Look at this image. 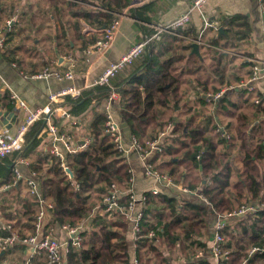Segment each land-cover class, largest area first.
Masks as SVG:
<instances>
[{
	"label": "trees",
	"instance_id": "trees-1",
	"mask_svg": "<svg viewBox=\"0 0 264 264\" xmlns=\"http://www.w3.org/2000/svg\"><path fill=\"white\" fill-rule=\"evenodd\" d=\"M45 1L53 12L62 11L63 0ZM130 2L131 0H98V5L107 11L89 9L70 2L67 6L68 12L75 18L84 19L97 28H111L117 19L116 14L121 13ZM262 3L264 5V0ZM5 9L8 16L17 12L14 6H7ZM140 17L143 21L152 23L149 16ZM7 19L12 20L3 19L0 10V29L5 39L4 44L7 37L9 40L12 38ZM27 21L28 19L21 18V26H27ZM220 27L224 32L220 31ZM19 29L22 31L24 28ZM206 29L213 31V35L207 38V43L213 46L204 45L207 48H202L204 51H201L200 55L191 54V39H198L196 35L191 39H184L164 34L161 40L150 45L148 53H143L117 74L114 86L120 87L115 91L120 96L121 114L129 125L131 134L141 144L156 138L172 122L170 135L163 141V150L156 153L154 158L162 163H158V168H155L172 177L175 182L183 179V173L191 174L190 179H186L191 191L205 180L206 183L201 189L203 197L212 204L216 212L223 213L232 211L237 204L240 206L251 200L264 202V169L261 166L264 161V135L258 129L261 124L252 126L251 118L245 113L232 114L229 109L232 101L219 103L221 105L216 113L229 109L227 112L235 122L226 126L227 130L232 131L230 139L226 140L230 147H239L243 155L242 167L237 170V180L231 182V152L222 149L219 151V146L227 148L228 144L219 134H211L216 129L215 124L210 126L209 121L206 126L195 124L193 115L188 120H183L179 115L181 120H178L167 112L181 111L187 107L183 93L184 84H192L195 89L206 94L217 92L226 84L224 77L227 56L221 50L237 47V42L250 35L251 27L245 16L222 15L218 27L209 26ZM145 31L151 34L153 29L146 26ZM78 37L83 46L96 41L95 38L87 41L81 34H78ZM9 52L4 51L5 55ZM11 53L6 56L7 60L16 64L22 72H26L15 53ZM46 67L48 66L44 68ZM183 75L189 77L185 79ZM212 76L216 77L217 81H214L215 78L212 80ZM125 82L129 87L123 86ZM113 89L109 84L94 85L85 90L79 98L70 99L69 112L75 116L82 115L92 102L96 101L92 107L91 121L87 126L90 144L83 151L67 154L65 157L68 168L74 174L73 178L68 176L61 165L62 160L54 156L49 148L37 151L46 133L41 132L47 126L44 120L37 121L30 128L26 146L22 151V157L37 154L36 159L31 162V168L37 174L43 197L54 204L52 217L55 223L75 227L91 218L92 228L89 231H81L82 242L79 247L69 246L65 263L133 264V259L136 258L138 264H171L167 255L180 264H185L184 259H197L196 255L200 251H208L209 248V210L206 206L162 193L145 192L140 228L136 239H133L134 256L127 238L130 219L123 212H115L114 218L109 219L103 210L104 198L113 190V184L117 185L119 191L125 192L120 198L121 204L128 206L133 201L132 193L128 192L131 189L132 175L127 158L112 142L110 136L104 133L108 118L105 104ZM257 99L260 104L255 102L253 118H262L264 95L259 93ZM4 100H9L6 106ZM201 101L203 104L207 103L204 99ZM1 107L10 110L14 108L7 92L0 93ZM83 117L84 115L81 116ZM160 166H163V169ZM0 176L3 177L0 187L14 183L15 194L11 201H21L23 207L22 212H16L17 216L12 215L10 211L5 212V209L3 212L7 213L9 220L16 219L11 221L13 228L22 236L27 235L26 230L33 233L38 210L37 201L29 196L20 197V182L16 180L14 167L11 169L0 165ZM0 201L9 200L4 199V194L0 193ZM223 234L224 247L230 251L229 264H264V210L237 218L225 227ZM252 247H259V250L250 254ZM24 250L25 244L21 243L15 244L8 251L3 250L2 254L0 252V264H5L3 261L9 252ZM178 256L183 258L182 262L178 260ZM35 257L36 259H32L33 264H48L46 255L35 254ZM190 264L211 263L198 259Z\"/></svg>",
	"mask_w": 264,
	"mask_h": 264
},
{
	"label": "crops",
	"instance_id": "crops-1",
	"mask_svg": "<svg viewBox=\"0 0 264 264\" xmlns=\"http://www.w3.org/2000/svg\"><path fill=\"white\" fill-rule=\"evenodd\" d=\"M63 1L64 2L61 6L62 11L53 12V9L47 7V2L45 0H0V10H2L3 19L12 18L11 21L7 19V23L9 22L8 25H10L9 29L12 32V38L9 40V37H7L6 44H4L3 47L0 46V93H15L27 103L31 110L49 105L52 111L50 119L58 127L59 133H65L70 137V141L75 148H80L84 145V140L88 136L87 126L91 121L93 115L92 107L96 101L94 100L92 102L93 104L82 114L84 115L83 118H81L82 115L75 116L73 114L71 118H68L63 116V110L65 108H71L70 99L72 97L69 95L65 96L51 105L49 95L71 86L81 88V94H83L85 90L90 89L95 85V81L111 62L119 60L133 44L143 39V36L147 33L145 31L146 26L148 27L150 24L156 23L167 24L173 21L182 13L188 11L194 5L195 0H131L130 4L127 5L121 13L116 14L117 19L115 22L118 21V23L114 27L110 41L106 46L104 45V42L107 40L105 27H94L84 19L75 18L68 12V2L80 4L89 9L97 8L107 11L98 5V0ZM7 6H14L17 12L8 16V11L5 9ZM21 12H23V14H20ZM109 13L112 12L109 11ZM140 15L149 16L152 23L143 21ZM222 15L245 16L251 27L250 35L237 42V47L221 50V52L227 56L224 77L226 84H224L217 92H209L207 94L198 91L192 84H184L185 90L183 93L185 104L187 106L185 109L181 110L184 112L181 113V111L177 110H167V112H169V115L178 118V120H181L180 116H182L183 120H188L193 115L195 124L199 123L203 126L209 125L207 123L209 121L211 122L210 126L213 124L216 126V129L214 130L215 134H217L216 132L218 128H220L221 131H230L229 129L227 130L226 126L228 123L234 122V120L227 112L229 109L232 111V114L243 112L251 118L252 126L257 125L258 123L261 124V127H258V129L259 132H262L264 135V116L262 118L257 117L258 119L253 118L255 112L254 104H256L255 99H257L259 93L264 91V76H260L257 80L250 83V85L253 86V90H249L247 86H241L244 82H248L251 75L253 62L250 59L264 60V5L262 0H205L201 10L193 9L191 11V21L189 25L179 32L187 35L190 39L194 37L193 35H196V38L198 39L193 38L191 41L193 43L196 40H200V52L204 51L202 48H205L206 50L208 46H213L207 43V38L213 35V31L206 29L207 27L204 26V18H207L213 25L218 27ZM21 18L28 19L27 26H25V24L21 26ZM86 27L89 28L88 31H85ZM19 28L24 29L20 31ZM35 34H40V37L32 39L33 51H30L28 50V44L26 43L30 41L29 37ZM78 34L83 35L84 39L87 41L94 38L96 41L95 43H88L87 46H83L82 40L78 37ZM0 36H3L1 29ZM201 45H206L207 47H201ZM5 50H9L10 54H12L11 52L15 53V57L21 61L26 73L42 70L45 66H52L53 68L64 72L68 68L66 57L71 55L76 61L75 67L73 68L74 76L72 79H59L56 77L27 78L22 74V70L18 69L17 66H14L7 60L6 56H9V53L5 55ZM148 50L149 49L146 50L147 53ZM206 62L208 63L209 59H207ZM116 76L111 78L109 82V85L112 86L114 90L120 88L114 86ZM187 77L189 76L183 75V78L187 79ZM212 80L217 81V78L212 76ZM123 86L127 88L129 87V84L125 82ZM219 92L222 93V95L217 100L210 101L207 98L208 95ZM201 99H204L207 103L203 104ZM228 100L232 101L231 105L229 104L230 108L227 109V111L222 110L216 113L217 108L221 105L219 103L222 101L223 104L224 101ZM3 103L6 106L9 103V100H4ZM108 106L112 118L118 124L122 143L126 149H129L133 135L131 134L129 125L121 114L120 99H112L109 101ZM0 110L13 112V114L5 117V121L12 124L11 128L8 130L10 133H14L25 118L24 109L17 108L14 105L12 110L4 107H1ZM45 128L41 132L45 133ZM6 129V126H4V120L0 118V131ZM166 129L167 127L165 130ZM170 130L171 129H169L164 135V140L169 137ZM231 132L232 131H230L229 134H231ZM211 134H213V132H211ZM219 136L221 138L224 137L222 135ZM215 138L217 139V137ZM226 139L227 138H225V140ZM226 141L228 144L227 148L223 146H219L218 148L219 151L222 149V151L230 150L231 152V182H233L237 180V170L242 167L243 155L239 147H235V145L230 147L228 140ZM252 143L255 145V141ZM55 147L65 151L62 140L51 134L45 133V137L40 143L37 151L39 150L40 152L46 148L52 150ZM125 153L124 156L127 158L132 175L131 189L128 191L133 195V207L130 210V215L134 216L139 211H142L145 192L152 191L154 188L158 189V193L166 194L177 199L189 200L206 206L209 210L208 227L210 232L208 251H201L202 254L197 257V259H184V262L185 264H190L192 261L205 259L211 264H216V259L210 250L214 227L219 219V215L228 212H216L212 204L203 197L201 189L204 186V183H206L205 180L195 190L191 191L186 181V179H190L191 174L187 175L186 173H183V179L180 182L173 181L172 177L171 182H167L154 175L147 174V165L150 164L154 168H158V163H162L161 161L159 162V160L154 159L156 153H151L146 158L142 157L135 151ZM19 156L21 159H18ZM36 157V153H32L30 156L26 157H22V153H20L17 155H10L3 161H0V165H4L11 169H13V167H18L21 171L23 176V178L19 180L21 198H26L27 196L32 198V196L28 194L25 180L31 178L33 173H35L31 168V162L34 161ZM164 160L167 159L164 158ZM160 168L163 169V166H160ZM2 179L3 177L0 176V180ZM13 184L7 183L0 187V193L4 194V199L9 200L8 202L0 201V234H4V231L1 230L3 224L16 221V219L9 220L7 218V213L5 212L10 211L12 215H15L16 212H22L23 210L21 201H11L13 194H15ZM231 190L234 191V188ZM39 191L43 195L41 184ZM121 193L122 195L125 194V192ZM237 207L238 204L233 210ZM4 209L6 210L5 212H3ZM92 215L94 216L95 213ZM240 217L243 216L227 218V221L231 224L234 220ZM80 224L82 225V232L85 230L89 231L92 228L91 218H87ZM25 233L27 235L36 233L39 237L50 233L59 237L61 241L67 242L68 240L70 241L71 238L68 232L64 230L60 224L55 223L49 212L38 228L35 225L33 233H30V230H26ZM127 238L131 244V250L133 251L132 256H134L135 243L133 241L134 234L131 221L127 231ZM6 250L8 251V249ZM0 252L2 254L4 251L0 250ZM17 253L20 254L19 258L22 264H33L34 260L32 259H36L35 255H33L32 247L25 245L24 251L9 252L6 254L5 260L11 255H16ZM167 256L169 257V262L171 264H180L171 256ZM178 260L182 262L183 258L178 256Z\"/></svg>",
	"mask_w": 264,
	"mask_h": 264
},
{
	"label": "built area",
	"instance_id": "built-area-1",
	"mask_svg": "<svg viewBox=\"0 0 264 264\" xmlns=\"http://www.w3.org/2000/svg\"><path fill=\"white\" fill-rule=\"evenodd\" d=\"M205 0H195L194 5L186 12L179 15L173 21L167 24H150L149 26L153 29L151 34L145 33L143 39L135 44H133L129 50L116 62H111L110 65L104 70V72L100 75V77L95 81V85H105L109 84L110 79L116 76L121 70H123L128 65L132 64L135 59L140 57L143 53L146 52L147 49L150 48V45L158 40L162 39L164 34L176 35L181 38H188L187 35L179 32L180 30L187 27L191 21V11L193 9L201 10ZM134 5V4H133ZM9 23V22H8ZM118 21L114 23L111 28H105L107 40L104 42V45H108L111 35L113 33L114 27L117 25ZM204 26H214L207 18H204ZM89 28L86 27L85 31H88ZM199 44L200 40H196ZM0 46H4V37L0 36ZM68 68L66 71L62 72L59 69L53 68L52 66H48L44 68L40 72L35 73H26L22 72L27 78H50L56 77L59 79L66 78L72 79L74 76L75 67V59L73 56L68 55ZM253 62L252 73L249 77L248 82H244L241 86H247L249 90H253V86L250 83L254 80H257L260 76H264V60L260 59H250ZM14 66L16 64L13 63ZM81 88H76L74 86L68 87L67 89L54 92L49 95V101L51 105L54 102H57L59 99L65 96H71L73 99L79 98L81 96ZM264 95V91L262 92ZM222 93L210 94L207 98L211 100H217L220 98ZM9 97L11 101L17 108H22L25 111V118L22 123L18 126L14 133H10L8 129L0 131V161H3L6 157L14 154H20L24 150L26 146V137L30 128L39 120H44L47 123L45 128L46 133L51 134L52 136L60 139L64 143L65 151L60 150L58 147H55L51 150V153L54 156L59 157L62 160V167L67 172L68 165L65 160L67 154H72L75 152L83 151L91 142L89 137H86L84 140V145L80 148H75L73 143L70 141V137L65 133L60 134L58 127L51 121V107L48 105L43 108H37L35 110H31L27 103L17 96L15 93H10ZM120 98L119 93L114 89L111 92L110 97L106 101L105 109L107 111L108 118L105 123L104 133L108 134L112 139V142L116 145V147L123 153L135 151L139 153L142 157L146 158L151 153H158L163 150L164 144V135L167 133L169 129H172V123H169L167 129L161 131L159 135L151 140H146L144 144H141L134 136L131 139V146L129 149H126L122 143L121 133L118 127V124L112 118V115L109 112L108 103L112 99ZM256 103H259V99H255ZM63 116L71 118L72 114L69 112V108H65L63 110ZM218 131H221L218 128ZM224 136L227 139H230V134L226 131H223ZM18 159H21L19 156ZM146 172L148 175H154L159 179H163L167 182H171V177L167 174H162L152 165H147ZM14 173L16 176V180H20L23 178L21 171L18 167H14ZM70 178V174L67 172ZM28 194L31 195L38 203V210L36 215L35 225L38 228L45 216L49 213L53 212L54 204L45 199L43 195L40 193V183L36 172L33 173L31 178L25 180ZM113 190H111L104 198V212L107 213L109 219L114 218L115 212H123L127 218L130 219L132 223V231L134 234V240L136 239V233L140 228V220L142 219V211L136 213V215L131 216L130 210L133 207V201L129 203V205H123L120 203L121 191L117 188L116 184L112 185ZM153 193H158V189L154 188L152 190ZM133 198V195H132ZM145 198H143L144 201ZM258 210H264V202H254L249 201L241 204L235 210H232L228 213L220 214L219 219L214 227L213 239L210 246V250L214 258L216 259V264H229L230 263V251L224 247L225 237L223 234V230L229 224L227 218H233L234 216H246L247 214L257 212ZM62 228L68 232L71 236L70 241H61V239L52 234H45L42 236H38L36 233L31 235L22 236L17 230L13 228L12 223L3 224L1 230L4 231V234H0V250H6L15 244L21 243L25 245H29L33 249V255L35 254H44L48 259V264H66V256L70 245L79 247L82 242L81 229L82 225L79 224L75 227H71L67 224L62 225ZM259 250V247H252L250 250V254H254ZM202 254L200 251L196 257H199ZM133 264H138L136 258L133 259Z\"/></svg>",
	"mask_w": 264,
	"mask_h": 264
},
{
	"label": "rangeland",
	"instance_id": "rangeland-1",
	"mask_svg": "<svg viewBox=\"0 0 264 264\" xmlns=\"http://www.w3.org/2000/svg\"><path fill=\"white\" fill-rule=\"evenodd\" d=\"M36 37H40V34H35V35H33V36H30L29 38H30V41H28L26 44H28V50H30V51H33L32 50V46H33V42H32V39H34V38H36ZM217 134H219V135H222V134H224V132L223 131H218L217 130V132H216ZM213 134H215V132L213 131ZM214 136V135H213ZM261 166H262V168L264 169V162L262 161V163H261ZM161 173V172H160ZM176 255H177V253H175ZM19 253H17L16 255H11L10 257H8V258H6V260L5 261H3L5 264H22L21 263V260H20V258H19Z\"/></svg>",
	"mask_w": 264,
	"mask_h": 264
},
{
	"label": "water",
	"instance_id": "water-1",
	"mask_svg": "<svg viewBox=\"0 0 264 264\" xmlns=\"http://www.w3.org/2000/svg\"><path fill=\"white\" fill-rule=\"evenodd\" d=\"M220 31L224 32L223 28L220 27ZM191 54H196V55H200V44L198 42H193L192 43V51ZM13 114V112H9V111H2L0 110V118H2V120H4V126H6L7 129H10L12 124H9L5 121V117ZM15 114V113H14ZM67 172L70 174L71 177L74 176L73 172L68 168ZM9 249V248H8Z\"/></svg>",
	"mask_w": 264,
	"mask_h": 264
}]
</instances>
